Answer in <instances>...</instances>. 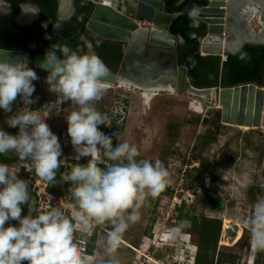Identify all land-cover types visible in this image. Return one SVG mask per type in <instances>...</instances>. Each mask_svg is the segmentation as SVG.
Instances as JSON below:
<instances>
[{"label": "rangeland", "instance_id": "1", "mask_svg": "<svg viewBox=\"0 0 264 264\" xmlns=\"http://www.w3.org/2000/svg\"><path fill=\"white\" fill-rule=\"evenodd\" d=\"M259 10L249 18V28L255 31L264 20V9ZM33 84L34 103L27 107L38 109L57 135L65 164L59 167L55 181L44 180L46 188L53 189L48 191L51 195L48 200L42 194L38 196V190L28 183L30 200L21 205V215L30 211L35 215L59 207L78 212L69 191L71 185L61 178V174L74 164L88 163L76 159L77 153L67 132V117L76 108L70 101L61 103L63 97L50 90L45 78H38ZM117 84H106V91L91 102L111 123L105 134L111 136L114 147L119 142L135 145L139 152L137 159H159L168 176L164 189L156 196L145 190L144 203L138 210L139 219L129 223L115 252L105 251L107 235L104 225L93 223L87 234L78 231L77 242L80 241L81 246L87 242L84 256L92 262L102 258L105 264L109 261L116 264H193L200 242L202 249L213 258V264H264V248L254 246L250 223L257 203L264 201V131L224 124L218 109L202 123L206 98L188 90L180 93L161 89L146 101L139 88ZM18 98L19 111L25 105ZM208 100L211 105L215 102L214 98ZM217 113L219 117H216ZM12 114L15 113L0 109V128L15 135L18 128L7 124ZM215 120L222 125L218 128L216 140L201 150L207 161V171L199 180L192 170L199 165L196 159L199 149L195 150L193 146L201 132L215 129L218 124ZM6 154L15 158L13 169L30 167L29 160H20L15 153ZM105 163L112 162L106 160ZM23 170L18 177L27 181L28 175ZM225 219L239 226V236L232 244L222 238ZM201 220L209 221L202 226ZM218 222L220 231L212 249V242L203 240L202 233L214 234ZM7 223L15 225L17 222Z\"/></svg>", "mask_w": 264, "mask_h": 264}, {"label": "clouds", "instance_id": "2", "mask_svg": "<svg viewBox=\"0 0 264 264\" xmlns=\"http://www.w3.org/2000/svg\"><path fill=\"white\" fill-rule=\"evenodd\" d=\"M197 14L195 7L188 12L193 27ZM52 25L54 30L60 28L59 23ZM42 26L47 28V23ZM81 39L87 44L86 38ZM245 57L246 53L239 54V59ZM38 67L48 73L46 83L63 97L61 103L70 101L76 108L67 117V132L76 159L88 163L74 164L61 178L71 185V198L79 211L66 212L68 216L54 208L22 216L21 205L30 200L28 182L18 177V170L0 162V264H105L102 258L92 262L84 256L85 244L77 242L76 233H89L93 223L104 225L105 251L115 252L129 223L139 219L145 190L156 196L164 189L168 172L159 159H137L135 145L119 142L114 147L111 136L102 133L111 123L91 102L106 91L109 69L97 55L67 44H52ZM37 79L27 56L13 58L9 50L0 48V109L12 112L18 96L25 105L7 119L9 127L18 128L17 134L0 128V154L15 153L20 160H29L37 176L52 182L65 160L61 159L59 138L45 118L38 109L27 107L34 103L33 81ZM13 220L15 225L7 223ZM250 223L254 246L264 248V201L257 203Z\"/></svg>", "mask_w": 264, "mask_h": 264}, {"label": "water", "instance_id": "3", "mask_svg": "<svg viewBox=\"0 0 264 264\" xmlns=\"http://www.w3.org/2000/svg\"><path fill=\"white\" fill-rule=\"evenodd\" d=\"M88 0L91 5L88 12L89 19L85 25L87 32L93 34V36L105 40L111 41L115 44L122 45L126 51L131 50L136 44H140L141 47L145 46L151 49H161V56L166 57L168 53L172 55V62L168 68V73L171 76H165L159 69L154 70V65L150 60H142L137 63V67L133 68V76L131 75V68H127V72L117 73L116 67L105 78L110 82H115L118 77L124 79H131L133 83H141L140 78H149L146 81V86L140 85L141 91L149 85L158 83L173 84L177 92H183L190 90L195 94H205L210 98V93L213 92L215 102L211 105L209 98L206 99L205 104L207 106L203 115L202 122L207 121V118L218 109L221 112V122L224 124L241 125L252 128H263L264 131V71L261 83L246 82L239 83L232 86H210V87H195L191 83V77L187 73V68L183 64L177 62V45L183 41V39L169 31V26L178 14L182 12H169L166 10L163 0H137L127 4L125 6L130 8L129 11H118L111 5L108 0ZM204 5L196 7L198 9L197 17L205 24V33L198 37L200 52L206 54H235L245 44H264V38H260V31H264V27L261 26L258 30L251 29L249 31V25L244 17L240 14L241 11L238 6L234 7L229 4L228 15L226 19L227 27L223 31L221 21L223 19L225 0H204ZM5 4V10L0 12V16L9 10V3L0 0ZM150 3V4H149ZM134 6H136L134 8ZM135 10V12H134ZM185 11V10H183ZM260 17V16H259ZM258 17V19H260ZM145 18V20L151 23L150 26H144V30L141 29L138 32L134 31L137 27L135 20ZM16 20L19 21L16 17ZM20 22V21H19ZM22 23V22H20ZM133 31V33H132ZM251 34L254 38H252ZM223 36L227 46L218 44L213 46L210 50H202V44L204 39H208L211 36ZM192 36H195L192 33ZM238 39V40H237ZM1 48V47H0ZM5 49V48H4ZM10 56L13 58L27 56L28 61L33 63V70L36 72L38 78H46L48 73L39 68V63L44 59L45 54H35L33 58L29 52H25L19 48L7 49ZM143 88V89H142ZM237 232V227L232 226L226 228L224 237L231 240Z\"/></svg>", "mask_w": 264, "mask_h": 264}, {"label": "trees", "instance_id": "4", "mask_svg": "<svg viewBox=\"0 0 264 264\" xmlns=\"http://www.w3.org/2000/svg\"><path fill=\"white\" fill-rule=\"evenodd\" d=\"M8 1H10L13 10L11 13L0 18L1 48H19L23 51H32V54L42 53V45L48 42V40L41 39L43 31L48 30L50 33L56 31V39L61 41L59 44H62L64 43L62 39L70 38L73 33V29H76L75 27L73 28V26L65 29L59 22L56 21V0H33L41 8V17L28 26H21L14 22L13 17L18 12L19 8L16 0ZM163 2L167 11L182 12L173 18L169 26V31L183 39V41L177 45V62L186 66L187 73L192 77L191 83L193 86H232L246 82H262L264 71V44H245L237 53H227L225 60H221L220 55L201 54L198 49V37L205 33V24L196 18V26H191L192 21L189 19L188 15L189 10L196 7L195 0H182V2L181 0H163ZM201 3L203 4L205 2L202 1ZM44 20H47V28L41 25ZM49 21L53 24L59 23L60 28L58 30H54L52 23ZM192 33H194L195 36H192ZM50 40H52V38ZM241 52L246 53V57L244 59H239V54ZM18 99L19 98L17 97L16 103L13 105V111L8 113H16L18 111ZM216 117H219L218 113ZM215 121L218 122V120ZM220 125L222 124L218 122L213 131L206 130L201 132L198 135L197 142H195L193 146L195 150L199 149V156H196L199 165L192 168L199 180H202L203 175L207 171V161L202 157L201 150L216 140V135ZM101 131L105 134L106 127L101 129ZM14 160L15 158L12 156L0 154V162L14 166L12 165ZM100 167H104V164H101ZM19 173L20 172H17V175H19ZM47 189L48 191L53 190L48 187ZM204 200H206V196ZM66 215H68V213H66ZM208 221L209 220H201L200 223L202 226H205ZM214 229V234L212 235L211 233H202L203 240L207 239L210 240V243L212 242V249H214L218 232L220 231L219 222ZM84 244L86 245L87 242H84ZM84 249L86 252V246ZM220 262L222 263L224 260H220ZM193 264H213V258L209 255L208 251L202 249L200 242L198 243L197 251L194 255Z\"/></svg>", "mask_w": 264, "mask_h": 264}, {"label": "flooded vegetation", "instance_id": "5", "mask_svg": "<svg viewBox=\"0 0 264 264\" xmlns=\"http://www.w3.org/2000/svg\"><path fill=\"white\" fill-rule=\"evenodd\" d=\"M3 1L9 3L10 9L7 10L4 14H2L0 18L4 15L11 13L13 10L10 1L8 0H3ZM92 1L95 2L94 0ZM202 1L204 0H195V6L198 7L199 5H204L205 3L202 4L201 3ZM56 2H57V6L55 9L56 21L59 22L65 29L71 28L72 26L73 28L74 27L76 28L73 29V33L70 38L62 39L64 41V43L62 44H67L73 49H77L79 47L84 52L93 53L97 55L105 63V65L108 67L110 71L114 67H116L117 73L125 72V71L127 72V68L128 69L131 68L130 73L133 76L135 74V73L133 74L134 71L133 68L135 69V67H137V63H140L142 60L145 59L150 60V62L155 66L154 70L155 69L161 70V49L159 48L151 49L146 47V45L141 47L140 44H136L134 45V47H131V50H128L127 52L126 49L120 44H115L114 42L111 41H105L99 39L93 36V34L90 35V33L87 32L85 29V25L87 23V20L89 19L88 12L90 11L91 8V5L88 2V0H66L65 12H63L62 0H56ZM121 2L124 6H125L124 2L127 4L129 3L131 4L132 2H134L135 5L136 0H122ZM16 3L19 8L18 12L13 17V20L16 24L21 26H28L31 25L33 22L37 21L38 19H40L41 8L35 3V1L16 0ZM5 7H6L5 4L3 2H0V12L5 10ZM125 10L126 9H124L123 11ZM129 10L130 8L128 7L127 11ZM27 12L29 13L28 18L24 19L23 17L25 16V14H27ZM16 17L22 23L17 21ZM44 23H47V20H44L41 25H43ZM144 25L150 26V23L141 20L137 21V26L140 27L141 29L144 28ZM56 35H57L56 31H53L52 33H50L48 30L43 31L41 34V39L48 40V42L42 45L43 52L33 53V54L32 51H25V52H29L31 58H33L35 54H45L46 51H48L51 48L52 44H59L61 42L60 40L56 39ZM81 37L86 38L87 44H85L84 40H82ZM51 38L52 40H50ZM164 62L166 64H170L172 62V55L170 53H168V55L165 57ZM29 66L33 68V63L29 62ZM145 80L149 81L147 78L145 79L140 78L141 82H144ZM191 81H192V77H191Z\"/></svg>", "mask_w": 264, "mask_h": 264}, {"label": "bare ground", "instance_id": "6", "mask_svg": "<svg viewBox=\"0 0 264 264\" xmlns=\"http://www.w3.org/2000/svg\"><path fill=\"white\" fill-rule=\"evenodd\" d=\"M108 1H109V3L111 5H114L113 7H115V9H117L119 12L120 11L122 12L124 9L128 10V7H126V6H124L122 4V2H121L122 0H108ZM136 2H137V0H136ZM229 4L231 6H234V7L238 6V9L241 11L240 14L242 15V17H244L246 19L248 25H249L250 15H254V13L259 12L260 11L259 8L264 9V2L263 1L225 0V4L223 6V8H224L223 19L221 21V24L223 26V31H225L226 27H227L226 19H227V15H228ZM243 4H244V6H243ZM62 6H63V12H65L66 11V0H62ZM24 11H25V9H24ZM28 11H29V9H28ZM134 12H135V10H134ZM260 14L262 15V12ZM28 15H29V13L27 12V14H25V16L23 18L27 19ZM23 18H22V20H23ZM138 20H141V21H144V22L146 21L145 18H141V19H138ZM138 20H135V21L137 22ZM147 23H149V22H147ZM260 24H261V26L264 27V20L263 21L261 20ZM150 25H151V23H150ZM139 30H141V28L138 27V26L134 29V31H136V32H138ZM249 31L251 32L250 28H249ZM132 33H133V31H132ZM251 36H252V38H254L252 34H251ZM259 37L260 38H264V31L263 30L260 31ZM225 42L226 41L224 39V35L223 36H221V35L220 36L213 35V36L209 37L208 39H204L203 44H202V50H208V49L210 50V48H212L213 46H217L219 43L222 44L224 46V48H225V46H227ZM147 79H149V78H147ZM146 81L147 80H145L143 84L138 83V85H137V83H133V85H132L131 79L129 80V79H124V78L118 77V79L115 82H113V83L117 82L118 86L132 85V86H135V87H140V85L146 86V84H147ZM105 83L109 84V85L113 84L112 82H110L108 80H105ZM149 86H150L149 88H146V87L144 89L142 88L143 90L141 91L142 95H143V98L146 101L149 100L152 97V95H154L156 93V91H159L161 89L167 90L169 92H174V91L176 92L175 86L173 84H170V83L165 84V85L163 83H158V84L149 85ZM188 92L193 93L190 90H188ZM193 94H195V93H193ZM209 95H210V98L213 97V92H211ZM198 96H200L201 98L202 97L206 98V99L209 98V96L207 97L205 94H200ZM230 125H232V124H230ZM235 126H238V127H241V128H246V129L247 128H252V127H247V126H244V125L243 126L235 125ZM261 129L263 130V128H261ZM232 226H236L237 227V232H236L235 236L231 240H228L227 238L224 237L225 230H226V228H229V227L231 228ZM222 230H223L222 238L226 242H228L229 244H232L235 240H237V238L239 236V226L236 223H231V221L225 219L223 221Z\"/></svg>", "mask_w": 264, "mask_h": 264}, {"label": "built area", "instance_id": "7", "mask_svg": "<svg viewBox=\"0 0 264 264\" xmlns=\"http://www.w3.org/2000/svg\"><path fill=\"white\" fill-rule=\"evenodd\" d=\"M200 53L204 54L202 52H200ZM225 59H226V55L222 54L221 55V60H225ZM10 167L13 168L14 166H10ZM22 170L24 171V173H26L28 175L27 176V181L32 185V188L38 190V194L37 195L40 196V194H42L43 197L46 200H48L51 195L48 193V189L46 188V184L44 183V180L36 175L34 169H32V168H30L28 166H25L21 170L18 169V172H20ZM49 203H50V201H49ZM49 203H47V204H49ZM59 209L62 210L64 213H66V212H69L71 214H75L76 213L75 211H72V209H66V208H63V207L62 208L59 207Z\"/></svg>", "mask_w": 264, "mask_h": 264}, {"label": "crops", "instance_id": "8", "mask_svg": "<svg viewBox=\"0 0 264 264\" xmlns=\"http://www.w3.org/2000/svg\"><path fill=\"white\" fill-rule=\"evenodd\" d=\"M165 58L161 56V72H163L165 74V76H171L169 73H168V68L170 67V64H166L164 62Z\"/></svg>", "mask_w": 264, "mask_h": 264}]
</instances>
